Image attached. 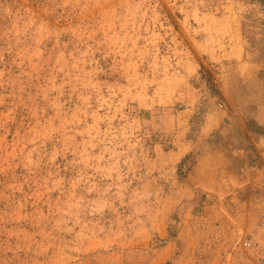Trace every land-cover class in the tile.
Here are the masks:
<instances>
[{"label":"rangeland","instance_id":"374dc122","mask_svg":"<svg viewBox=\"0 0 264 264\" xmlns=\"http://www.w3.org/2000/svg\"><path fill=\"white\" fill-rule=\"evenodd\" d=\"M0 264H264V0H0Z\"/></svg>","mask_w":264,"mask_h":264}]
</instances>
